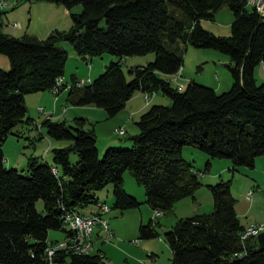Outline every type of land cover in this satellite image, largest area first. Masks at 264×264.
<instances>
[{
	"label": "trees",
	"instance_id": "trees-1",
	"mask_svg": "<svg viewBox=\"0 0 264 264\" xmlns=\"http://www.w3.org/2000/svg\"><path fill=\"white\" fill-rule=\"evenodd\" d=\"M46 1L71 11L70 29H55L45 38L27 33L15 37L4 32L0 12V54L10 62L9 70L0 68V263L51 264L52 249L60 264H108L100 252L82 254L71 244L64 250L48 240L51 230H64L69 211L99 203L95 191L113 184L115 209L139 208L142 203L124 187L129 171L144 186L150 208L168 214L180 200L194 198L202 185L200 173L183 157L185 146L211 158L230 159L233 173L238 166L255 167L264 155V83L257 85L255 79L256 68L264 63V16L255 5L250 7V0ZM224 5L234 15L230 36L202 25V20L213 21ZM62 42L83 58L104 53L116 57L84 86H77L72 76L67 97L71 106L94 105L114 117L137 92L150 97L159 91L172 104L152 105L136 122L132 146L108 147L102 157L95 130L85 127L86 118H74L73 123L48 118L42 125L49 137L67 145L52 150V163L30 156L26 169L7 168L6 139L17 133V125L33 121L26 95L51 90L65 76L69 52ZM188 45L229 55L230 90L218 93L195 80L185 90L172 86L168 77L183 67ZM149 53L155 54L154 60L132 67L129 80L124 59ZM72 153L79 157L75 165ZM232 184L229 179L208 185L213 211L179 219L165 233L173 264H264L257 236L242 239L245 226ZM39 199L44 214L37 209ZM155 221L151 217L148 224H140V239L159 235Z\"/></svg>",
	"mask_w": 264,
	"mask_h": 264
},
{
	"label": "rangeland",
	"instance_id": "rangeland-1",
	"mask_svg": "<svg viewBox=\"0 0 264 264\" xmlns=\"http://www.w3.org/2000/svg\"><path fill=\"white\" fill-rule=\"evenodd\" d=\"M254 1L255 0H250V7L252 4L255 5ZM46 4L55 5L46 0H0V12H4V32L15 37H20L26 34L27 23L30 17L33 16L34 21H37L38 19L41 20V17L44 19L48 18L49 13L45 9ZM78 10V8H75V11ZM68 19V26L63 27V29H68L70 24H72L70 15L68 16ZM233 20L234 15L232 10L228 5H224L216 13L215 19L213 21L202 20V25L205 29L217 35L230 36L231 24ZM16 22H22V27L19 24L16 25ZM62 43H64V45L72 51L65 67L64 78L68 81H65L67 84L72 82V74H76L78 79L88 80V78H90L92 82L103 73L105 70V64L108 65L112 60L116 59V57L110 53H104L101 56H87L83 58V56H80L75 52L70 43ZM154 58V53L129 56L124 59L122 68L128 76V79L131 80L132 76L128 71L132 67L135 65H146L153 61ZM229 62V55L220 51L214 49L196 48L192 45H188L184 53V65L181 70L182 76L180 77V80L177 79L179 82L185 84V87L181 88L180 90H185L188 83L192 80L211 87L218 93H223L230 90L233 84V76L227 66ZM200 66L202 68H200ZM0 68L4 70L10 69L9 58L4 54H0ZM255 79L257 85L264 83V70L260 66L255 70ZM175 83V80L172 79V86L177 87ZM217 85L220 86L217 87ZM65 90H67L68 93L69 86H67ZM45 91L49 93L53 105V100L55 99L53 94L49 90ZM157 93L167 99L166 101H161L162 105L170 106L172 104V99L169 96L163 95L160 91ZM34 95L35 94H28L26 96L28 97V103H26L28 108V116L34 119H39V117L43 118V120L48 119L49 117L47 116L50 114L47 111L45 113L40 112L42 116L39 115L38 112L39 107H46L44 100L39 103L37 101L39 96ZM155 95L156 94H153L152 97ZM144 99L146 98L144 97ZM58 105L60 110H62L64 107H70V104L66 102V94L63 98V103L60 105L59 102ZM90 116L94 122L92 124H95V128L97 130V147L100 149V157L104 155L106 149L110 146L118 148H130L132 146L130 136L138 132V128H135L133 120L128 124L123 125L124 121L117 124V118L108 117L106 114L105 118L100 122L94 121L95 118H93V114ZM53 118L55 119L53 121H60L58 120L60 118ZM67 118H69V123H73L71 117L67 115ZM124 119L126 120L127 118ZM89 126L90 125L86 124L85 127L88 128ZM46 132L47 131L45 128L43 133L46 135ZM16 134L10 135L3 145L5 167L7 168H17L22 171L26 169V164L30 156L39 157L44 160L45 158H43V156H45L46 153H48V158L50 157L51 160H53L52 150L54 148H60L67 145L66 141H59L47 136H41L40 132L35 127L30 128L29 126H25L24 134ZM107 139H112V141H108ZM183 157L193 163L195 170L200 173L199 180L202 182V185L195 192L194 198L187 197L182 199L179 204L176 203L174 205V209L171 213L163 214L159 217L154 215L156 212L149 208L146 204H141L139 208L125 210L124 212L117 210L114 208L113 184H108L102 190L94 192L98 197H100L101 200H103V202L106 203V205L110 206L111 210L104 215V218L109 222L111 230L116 232L115 237H112L113 240H115L117 237L123 241H126L127 243H131L132 240H137L138 245L141 244L142 241L148 242L155 246L157 250L156 253L162 256V261L165 262V260L171 256V249L168 243L165 241V233L169 231L179 219L192 217L196 214L211 213L214 209V201L213 195L208 188V185L217 184L221 181H227L229 179L233 180L232 193L237 200L236 211L240 214V220L242 224L247 227L251 224L264 223V164L258 163L257 166L253 168L247 166H238L236 167L235 173H233L231 169L233 167V163L230 159L211 158L203 151L192 146L184 147ZM78 161V155L72 153L70 156V162L75 165ZM209 162L212 165H210ZM129 177L132 181V189H130L131 187H128V182L127 187L130 190L139 189L144 194V186L138 184L132 174L127 171L124 176V180L128 179ZM242 179H246L248 181V185H245V187L242 186ZM250 192H252V194L249 198L248 195ZM36 206L41 214L45 213L44 202L42 199L37 201ZM94 206L95 205L93 203L87 206L78 205L76 207V211L79 213H82L83 211L87 212L93 209ZM196 209H199L200 212L195 211ZM151 217L156 218L155 229L159 235L151 239L142 240L139 237L140 223L142 219H144L145 224H148ZM96 229L100 231V237L95 238L96 244L99 243L100 245H108L107 243L110 242L108 239L109 234L100 230L102 229L101 225H97L95 227V230ZM52 232L56 233L57 230H52ZM90 232L92 242L94 231ZM94 235H96V233ZM93 247L94 241L92 242V245L90 244L89 251L94 252L95 247L94 249ZM168 251H170V255H167ZM125 254L120 251L118 254L116 253L114 256L115 264H124L127 260H131L130 258H132L133 254L129 253L128 251ZM105 260L109 264L108 259ZM64 264H68V262Z\"/></svg>",
	"mask_w": 264,
	"mask_h": 264
},
{
	"label": "crops",
	"instance_id": "crops-1",
	"mask_svg": "<svg viewBox=\"0 0 264 264\" xmlns=\"http://www.w3.org/2000/svg\"><path fill=\"white\" fill-rule=\"evenodd\" d=\"M2 6H3V4H2ZM45 9L49 13L48 14L49 15L48 18L44 19L43 17H41V20L38 19L37 21H34L33 16H32V17H30L28 19L27 28H26V33L27 34L34 35V36H37L39 38H45V37H47L50 34L51 31H53L55 29L68 30V29L71 28L72 24H70L68 29H63V27H67L68 26V20H69L68 16L71 13V11L69 9H67V8H65L63 6L51 5V4H46L45 5ZM73 11H75V9ZM16 23H18L22 27V22L21 23L20 22H16ZM61 45L65 49H67V51L69 52V55H71L72 51L67 46H65L64 43H61ZM105 67H106V64H105ZM260 67L263 68V70H264V63H262L260 65ZM200 68H202V67L200 66ZM66 70H67V68H66ZM181 70H182V68H181ZM181 70L176 75L169 76L168 78L170 79V81H172V79L175 80V82H176L175 84L177 85V87H179L181 85L182 88H184L185 84L178 81V80L181 79L180 77L182 76ZM260 72L262 73L261 70H260ZM72 76H75L78 81L79 80H84V79H78L76 74H72ZM164 77L167 78V76H164ZM88 79H90V78H88ZM65 81H67V80L64 78V86L62 87V89L60 90V92H59V94L57 96H55L54 93L51 90H49L53 94V96L55 98L54 99L55 101L53 100V105H52L51 98H50V95H49L48 92L39 91V92H36V93H33V94H35L34 96H39L37 98V101L39 103H41L42 100H44V104H46V107H44V106L43 107L45 108V112L47 111L50 114L47 117H49L51 120H55L53 117H57V118H60L58 120H60V121L64 120V121L69 123V120H68L69 118H67V115L69 117H71L72 121L74 120V118H77V117L86 118L87 119V124L90 125L86 129L93 128L95 130V132H96L97 130L95 128V124H92L94 122H93V120H92L90 115L93 114V118H95L94 121L100 122V121H102L105 118V114L108 116L107 112L104 109L98 108V107H96L94 105H88V106H71L70 105V107H68V108L64 107L62 110H60V107H59L58 103L60 102V105L63 103V98H64L65 94H66V102H67L68 93H67V90H65V89H66L67 86H69V90H68V92H69L70 91V85L72 84V82L67 84V83H65ZM90 82H91V79H90ZM219 86L220 85H217V87H219ZM155 94L156 95L154 97L150 96L149 99H144L145 94L142 93V92H137L127 102V104L124 107V109L121 110L117 115H115L113 117V118H117L118 119V123L117 124H119V123L124 121L123 122V125H124V124H128L129 122H131L133 120L134 126L136 128L137 127L136 122L139 120L140 116L144 112H146L152 105L161 104V101H166L167 100L164 97L160 96L159 93H155ZM43 97H44V99H43ZM26 103H28V97H26ZM88 112L91 113V114H89ZM39 115H41L40 112H39ZM120 118L121 119L127 118V119L126 120L125 119L121 120ZM32 119H33V121H32V124H30V125H28L26 123H20L19 125H17V127H16L17 133L18 134L19 133L24 134L25 126H29L30 128H34L35 127L40 132L41 136L49 137L47 132H46V135L43 133V130H45V127L42 125V123L46 119L43 120V118H41V117H39V119H34V118H32ZM39 121L42 122V123H40ZM119 126H121V125H119ZM30 135H32V134H30ZM107 140L108 141H112V139H107ZM62 144H64V143H62ZM111 145H113V144H111ZM98 152H99V155H100L99 147H98ZM43 158H45V160L47 162H49V163L53 162V160H51L50 157L48 158V153H46L45 156H43ZM258 163L264 164V155L260 156V157H258L256 159L255 167L257 166ZM127 182H128V187H131L130 189H132V181H131L130 177L128 179L124 180L125 189L131 195L136 197L142 204L148 205L145 202L146 201L145 193L143 194V192L140 191L139 189L138 190H130L127 187ZM241 183H242L243 187H245V185H248V181L246 179H242ZM141 197H143V198H141ZM97 198L99 199V202H103V200H101L100 197L97 196ZM179 202H181V200ZM179 202H177V203L179 204ZM94 205H95L94 208L91 209L90 211H87V212L83 211L82 213H79L78 211H76V212L79 213V214H82V215H87V214L98 212V210H99L98 203L94 204ZM148 207L150 208L149 205H148ZM195 211L200 212L199 209H196ZM237 214H238V216L240 218V214L239 213H237ZM140 224H145L144 219H142ZM109 227H111V226H109ZM96 230H94V234L96 233V235L93 234V241H94V247H95L94 251L104 254L105 259H108L109 264H115L114 256L116 255V253L118 254L119 251L122 252L123 254H125L127 251L129 253L133 254L132 258H130L131 260H127L124 264H173L172 260H171L172 253H171L170 258H168L167 260H165V262H163L162 261V256H160V255H158L156 253L157 250H156L155 246L151 245L148 242L142 241V243L138 245V243H134L133 240L131 241V243H132L131 244V243H127L126 241L121 240L119 237H117L115 240H113L112 237L113 236L115 237V235H116L115 233L116 232L114 230H111V228H110V231L113 233V235L112 236L109 235L108 239H109L110 242L107 243L108 245H100L99 243L96 244L95 238L100 237V235H99L100 231L99 230L96 231ZM100 230L102 232L108 233V232H106V231H104L102 229H100ZM66 235H67V230H65V229L64 230L63 229L57 230L56 233L52 232V230H51L49 232V235H48V240L51 243H56V242L64 240L66 238ZM167 255H170V251H168Z\"/></svg>",
	"mask_w": 264,
	"mask_h": 264
},
{
	"label": "built area",
	"instance_id": "built-area-1",
	"mask_svg": "<svg viewBox=\"0 0 264 264\" xmlns=\"http://www.w3.org/2000/svg\"><path fill=\"white\" fill-rule=\"evenodd\" d=\"M255 8L256 10L264 16V0H255ZM253 6V4H252ZM16 25L18 23H15ZM90 83V79L88 80H79L77 81V86H84L85 84ZM64 86V78H58L56 80V83L54 87L51 89V91L54 93L55 96L59 94V91ZM179 89L182 88L180 85L178 87ZM146 99H149V95L145 94ZM39 112L45 113L43 107L38 108ZM124 130V129H123ZM123 132V131H122ZM252 192L249 193L248 197H251ZM99 210L98 212L82 215L81 216H70L68 213L64 216V229L66 230V222H73V230H67L66 238L62 241L56 242V244H59V246H64V250H66L67 244H74V235L75 234H82V248H79L80 250H89L90 244H85V234L87 231H94L95 227L97 225H101L102 229L110 236L113 235V233L110 231V225L107 219L104 218V215L108 212H110V206L106 205L105 202H101V206H98ZM154 215L162 216L161 213H155ZM264 231V223L261 224H251L247 227H245L244 232L242 233V239L247 238L250 235L257 236L259 233ZM134 243H138L137 240H133ZM55 253L52 252L50 255L51 264H60L57 261H55ZM79 254V252H78Z\"/></svg>",
	"mask_w": 264,
	"mask_h": 264
},
{
	"label": "bare ground",
	"instance_id": "bare-ground-1",
	"mask_svg": "<svg viewBox=\"0 0 264 264\" xmlns=\"http://www.w3.org/2000/svg\"><path fill=\"white\" fill-rule=\"evenodd\" d=\"M98 206H101V202L98 203ZM68 214L70 216H81V214L77 213L76 211H69ZM157 216H159V215H157ZM68 224H69L70 230H73V222H68ZM90 235H91V232L90 231H87L86 234H85V242H86V244H91L92 245V242L93 241L91 242V236ZM60 247H64V246H60ZM71 247L75 248L78 251H79V248H82V234H75L74 235V244H71ZM66 248H68V247H66ZM93 249H94V247H93ZM52 252H54L52 249L48 252L49 257H50V255H51ZM80 252L81 253L83 252V253L90 254V253H94L95 251L94 252H91L89 250L88 251L87 250H80Z\"/></svg>",
	"mask_w": 264,
	"mask_h": 264
},
{
	"label": "water",
	"instance_id": "water-1",
	"mask_svg": "<svg viewBox=\"0 0 264 264\" xmlns=\"http://www.w3.org/2000/svg\"><path fill=\"white\" fill-rule=\"evenodd\" d=\"M258 247L260 250H264V231L257 235Z\"/></svg>",
	"mask_w": 264,
	"mask_h": 264
}]
</instances>
